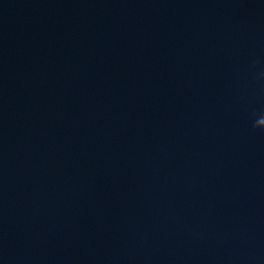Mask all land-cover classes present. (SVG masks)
Instances as JSON below:
<instances>
[{
  "label": "water",
  "instance_id": "95a60500",
  "mask_svg": "<svg viewBox=\"0 0 264 264\" xmlns=\"http://www.w3.org/2000/svg\"><path fill=\"white\" fill-rule=\"evenodd\" d=\"M0 264H264V0H0Z\"/></svg>",
  "mask_w": 264,
  "mask_h": 264
}]
</instances>
